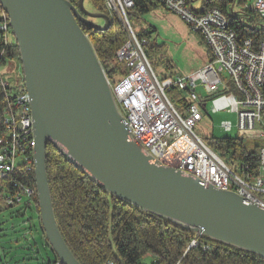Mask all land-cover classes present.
Segmentation results:
<instances>
[{"label":"water","instance_id":"95a60500","mask_svg":"<svg viewBox=\"0 0 264 264\" xmlns=\"http://www.w3.org/2000/svg\"><path fill=\"white\" fill-rule=\"evenodd\" d=\"M0 7L18 47L29 97L39 219L60 264L81 263L56 224L45 167L47 143L112 196L264 257V208L154 163L132 136L79 25L104 31L111 21L107 13L88 10L84 0L76 6L69 0H0Z\"/></svg>","mask_w":264,"mask_h":264},{"label":"built area","instance_id":"2783aa9c","mask_svg":"<svg viewBox=\"0 0 264 264\" xmlns=\"http://www.w3.org/2000/svg\"><path fill=\"white\" fill-rule=\"evenodd\" d=\"M155 1L200 34L210 57L200 68L185 75L158 77L145 52L149 39L134 30L128 17L127 11L134 0H104L106 13L110 19L118 18L127 35L116 51V58L122 63L120 75L112 81L108 79L127 127L154 163L187 170L192 178L245 195L247 201L264 208V145L256 144L258 173L255 175L242 161L234 167L227 165L209 147L207 139L194 130L210 101L213 111L236 112L239 131L264 137V35L258 42L251 37L239 39L220 9L211 7L198 12L191 7L194 0H189L190 5L186 0ZM244 7L264 23V0L244 3ZM236 15L243 18V23L248 22L242 13ZM0 19L1 37L8 45L11 32L4 12H0ZM0 86L4 97L0 108V211L19 205L33 209L37 218L33 216L24 222L31 229L40 219L36 189L26 178L34 165L30 151L33 141L30 103L23 81L12 87L0 73ZM172 91L180 95L187 92V96L180 97L182 111L169 97L168 92ZM221 127L228 131L232 125L224 120ZM212 138L208 141L217 142ZM195 246L197 241L193 238L186 250ZM51 264L60 263L55 259ZM104 264L116 263L107 260Z\"/></svg>","mask_w":264,"mask_h":264},{"label":"trees","instance_id":"16d2710c","mask_svg":"<svg viewBox=\"0 0 264 264\" xmlns=\"http://www.w3.org/2000/svg\"><path fill=\"white\" fill-rule=\"evenodd\" d=\"M69 1L77 5V0ZM151 3L152 0H134V5L127 11L128 17L140 18L147 13ZM186 3L190 5L189 0ZM235 4L242 6L239 11H235ZM85 5L97 12H107L104 0H84ZM211 7L220 9L228 18L239 39L251 37L258 42L264 35L263 20L245 8L243 0H201V7L196 11L203 12ZM237 12L242 13L248 22L243 23V18L236 15ZM79 25L107 79L112 81L120 75L122 67L116 58V51L127 38L121 22L117 17H112L104 31L92 29L81 22ZM11 35L13 37L12 32ZM144 35L148 38V33ZM198 36L203 41L200 34ZM206 51L209 59L207 46ZM145 52L146 55L153 53V49ZM13 58L19 61L18 47L14 39L10 45H5L0 31V65ZM172 92L179 94L177 91ZM3 103L0 87V108ZM207 144L227 165L234 167L242 161L251 173H258V145L249 150L238 137H224L217 139V142L207 139ZM45 167L57 227L81 264H104L107 260H113L116 264H139L146 255L154 259L152 264H264L262 256L198 234L112 196L66 160L50 143L45 148ZM26 178L35 187L34 165ZM35 203L39 212L37 196ZM33 227L47 241L40 221ZM193 238L197 246L186 250L187 243Z\"/></svg>","mask_w":264,"mask_h":264},{"label":"rangeland","instance_id":"374dc122","mask_svg":"<svg viewBox=\"0 0 264 264\" xmlns=\"http://www.w3.org/2000/svg\"><path fill=\"white\" fill-rule=\"evenodd\" d=\"M251 1L253 0H243L245 4H250ZM191 7L200 9L201 0L191 2ZM241 7L236 4L234 9L239 11ZM1 10L0 7V12H3ZM130 21L137 33H148L149 46H146L145 50L153 49V53H148L147 58L158 77L182 76L200 68L207 61L206 44L198 34L190 30L177 14L156 1L152 0V3L148 5L147 13L140 18H132ZM96 22H101V20L96 19ZM13 39L14 37L10 35L7 44L10 45ZM0 73L10 86L16 88L20 81H23L20 59L18 61L17 58H13L5 61L3 65H0ZM200 89L199 87L198 90ZM174 93L168 92V95L175 102L176 107L182 111L180 97L187 96V92L183 91L181 95ZM205 110L206 113L203 112L202 119L196 123L194 128L203 139L243 138L249 150H253L256 144L264 145V137L260 138L257 134L244 133L237 129L236 112L228 109L213 111L210 101H207ZM224 120L231 122L232 127L228 131L221 127V122ZM33 216L37 218L38 214L33 209H24L22 205L0 211V264H42L43 257L50 255L51 250L49 252L41 244L43 236L40 231L35 230V227L30 229L24 224ZM34 225L36 224H32ZM153 262L154 259L146 255L139 261V264H152Z\"/></svg>","mask_w":264,"mask_h":264},{"label":"bare ground","instance_id":"6f19581e","mask_svg":"<svg viewBox=\"0 0 264 264\" xmlns=\"http://www.w3.org/2000/svg\"><path fill=\"white\" fill-rule=\"evenodd\" d=\"M130 19V18H129ZM7 23H8V19H7ZM8 26H9V23H8ZM9 29H10V26H9ZM11 30V29H10ZM114 99H115V102H116V95H113ZM28 102H29V97H28ZM117 103V102H116ZM33 130V129H32ZM32 136H33V131H32ZM33 144H34V141H30V151H33ZM172 168V167H171ZM179 169V168H176V170ZM183 172H185V174L189 175L190 176V173H187V170H181ZM196 179V178H195ZM202 184H208V182H206L204 179H201V178H198ZM197 179V180H198ZM243 198V200L245 202H250V203H254L253 201H247V196L245 195H239ZM246 197V198H245Z\"/></svg>","mask_w":264,"mask_h":264},{"label":"crops","instance_id":"0c3cea01","mask_svg":"<svg viewBox=\"0 0 264 264\" xmlns=\"http://www.w3.org/2000/svg\"><path fill=\"white\" fill-rule=\"evenodd\" d=\"M208 59V58H207ZM38 223V222H37ZM36 224V223H35ZM34 238H35V236H33ZM41 244H42V246L44 247V248H46V249H48L49 250V252H50V248H49V245H48V243H47V241H45V239L43 238V239H41ZM44 259H43V261H42V264H51L52 263V261H54L55 260V258H54V255H53V253L52 252H50V255H48V257H43ZM47 258H49V259H47Z\"/></svg>","mask_w":264,"mask_h":264}]
</instances>
